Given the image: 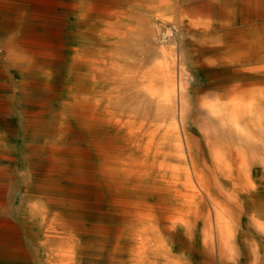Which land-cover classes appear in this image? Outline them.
I'll list each match as a JSON object with an SVG mask.
<instances>
[{
	"label": "bare ground",
	"instance_id": "bare-ground-1",
	"mask_svg": "<svg viewBox=\"0 0 264 264\" xmlns=\"http://www.w3.org/2000/svg\"><path fill=\"white\" fill-rule=\"evenodd\" d=\"M0 264H264V0H0Z\"/></svg>",
	"mask_w": 264,
	"mask_h": 264
},
{
	"label": "rangeland",
	"instance_id": "rangeland-1",
	"mask_svg": "<svg viewBox=\"0 0 264 264\" xmlns=\"http://www.w3.org/2000/svg\"><path fill=\"white\" fill-rule=\"evenodd\" d=\"M125 7L128 8L129 5L126 4ZM126 12H127V11H126ZM118 18H119V16H117V14H116V15H111L109 18H107V21H106V22H108V23H110V22H115ZM118 20H119V19H118ZM124 22H126V20H123V21H122V24H124ZM120 24H121V22H120ZM11 192H12V200H13V203H16V201H17V196H18V195H17L18 192H17L16 189H12Z\"/></svg>",
	"mask_w": 264,
	"mask_h": 264
}]
</instances>
